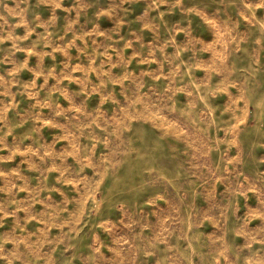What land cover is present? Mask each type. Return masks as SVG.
I'll return each instance as SVG.
<instances>
[{
	"label": "rangeland",
	"instance_id": "rangeland-1",
	"mask_svg": "<svg viewBox=\"0 0 264 264\" xmlns=\"http://www.w3.org/2000/svg\"><path fill=\"white\" fill-rule=\"evenodd\" d=\"M0 264H264V0H0Z\"/></svg>",
	"mask_w": 264,
	"mask_h": 264
}]
</instances>
